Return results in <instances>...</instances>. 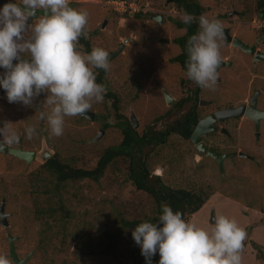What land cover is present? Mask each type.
<instances>
[{"label":"rangeland","instance_id":"obj_1","mask_svg":"<svg viewBox=\"0 0 264 264\" xmlns=\"http://www.w3.org/2000/svg\"><path fill=\"white\" fill-rule=\"evenodd\" d=\"M137 1L154 3L156 0ZM194 1L207 9L203 15L210 19L237 10L236 7L238 10L249 7L247 5L251 3V0ZM92 9H87L89 16L93 15L99 21L97 9ZM110 18H113L111 24H107L105 30L94 38L96 46L93 48L103 46L107 51L113 50L121 38L129 37L132 42L123 49V54L112 57L104 76L111 96L104 97L102 103L92 104L88 111L95 117L92 120L66 117L63 135L51 136L46 121L40 115L41 111L48 112V108L36 110L35 106L10 104L5 90L0 87V127L4 121L12 122L13 130L20 137L18 143L7 148L36 153L43 144L64 164L91 170L105 149L119 144L122 137L116 124L121 119L127 121L129 114L137 120V128L133 129L137 136L153 128L163 131V125L167 123L161 121L156 126V117L162 116L167 108L162 101H156H159L160 89L166 90L164 87H172L175 100L183 95L178 85L181 75L174 73L172 79L165 82L161 68L158 79L151 69L153 66L146 69L138 63L140 57L152 55L154 51L174 49L170 39L181 35L182 31L173 26L172 19L168 20V27H163L154 25L146 17L120 18L112 15ZM245 32V40L250 39L253 33ZM45 95L41 94L34 105L39 106ZM29 126H34L37 133L31 140L25 138V129ZM187 145L171 133L163 143L142 148L140 161L149 174L158 175L163 187L201 190L207 197L206 205L185 221L208 229L214 223V217L225 212L224 205H237L240 209L235 211L238 213L230 207V213L225 216L235 219L247 232L248 213L254 216L250 223L258 215H264V150L263 153H252L254 161L236 159L235 166L227 164L226 167L231 168L220 176L205 161L194 162L193 151ZM41 166L42 163L35 160L25 163L7 153H0V202L3 200L7 215V226L0 227V256L9 259L8 234L13 238L17 258L27 257L25 264L139 263L141 249L133 240L131 231L122 223L151 219L157 217V212L153 199L136 190L129 181L127 158L112 160L97 182L85 179L56 185L54 177ZM241 255L242 264H264L263 226L256 227L252 233L247 232Z\"/></svg>","mask_w":264,"mask_h":264},{"label":"clouds","instance_id":"obj_2","mask_svg":"<svg viewBox=\"0 0 264 264\" xmlns=\"http://www.w3.org/2000/svg\"><path fill=\"white\" fill-rule=\"evenodd\" d=\"M88 16L87 10L70 7L69 0H17L0 8V68L5 70L0 87L10 104L48 108L40 115L51 136H62L65 118L84 115L93 103L103 102L107 91L105 85L96 83L94 70H109V53L100 47L90 54L77 51L79 38H89ZM180 18L186 26L199 24L186 44L185 76L202 89L215 90L224 38L222 22L186 11ZM41 94H46L45 99L34 105ZM13 125L4 121L0 127V149L19 142ZM25 134L31 140L37 134L35 127H27ZM161 207L157 223L141 222L131 230L145 264H152L157 253L158 264H242L247 232L235 219L217 214L205 229L185 221L170 206ZM0 264L10 261L0 256Z\"/></svg>","mask_w":264,"mask_h":264},{"label":"flooded vegetation","instance_id":"obj_3","mask_svg":"<svg viewBox=\"0 0 264 264\" xmlns=\"http://www.w3.org/2000/svg\"><path fill=\"white\" fill-rule=\"evenodd\" d=\"M108 1L69 0V6L74 9L87 10L94 7V9H97L96 12L99 13V21H96L97 17L93 15L88 16L86 31L89 33V38H79L77 51L91 53L93 47L96 46L94 38L99 32L105 30L107 24L113 19L110 18L112 15H118L120 18L124 16L129 18L146 17L154 25L163 27H168V20L172 19L173 26L178 31H182L181 35H176L170 39V44L173 45L174 49L154 51L152 55L140 57L138 63L146 69L153 66L151 69L157 74V78L158 70L161 68L160 73L166 79L165 82H169L174 73L181 75L178 85L182 91V97L180 96L179 99L175 100L172 97V87H164L166 90L160 89L159 101H156V103L162 101L167 108L162 116L156 117L157 123L155 124L159 126L161 121L167 123L162 128V133L168 130L164 140L171 133L177 135L188 144L187 148L193 151L192 160L194 162L205 161L220 176L225 174L224 170L231 168L226 167L227 164L235 166L237 160L251 162L254 161L253 152L254 154L263 153L264 118L258 116V113L264 112V0H251V3L247 5L249 7L240 10L236 7L237 10L225 12L219 17L211 18L220 20L224 31L220 48L221 64L217 69L219 76L215 90L202 89L185 76L187 71L186 60L188 58L186 44L188 39L197 33L199 24L198 21H195L186 26L182 23L180 17L182 12L185 11V5L196 6V8L191 7L189 11H186L196 17L207 11L205 7H201L194 0H156L154 3L119 0L123 4L120 12H117L115 8L108 5ZM1 2L5 4L9 2L16 3L17 0H0ZM2 7L0 4V8ZM185 28L187 30L183 31L182 29ZM245 30L253 33L248 40H245V35L247 36ZM182 40L184 41L183 49L180 44ZM157 41L162 42L160 38ZM130 42L132 40L129 37L121 38L115 49L107 51L103 46L102 48L109 53V60L112 62V57L123 54V49ZM87 49L89 52L86 51ZM180 56H182L181 60ZM132 58H134V55ZM162 58L165 61L162 62ZM4 71L3 68H0V75ZM238 109L240 111H237L239 114L236 116L231 112L226 113V111ZM246 110L248 111L247 116H245ZM130 115L133 116V122H137L134 115L129 114L128 124L132 129H136L137 125L133 128L130 124ZM189 126L190 133L187 138H183L179 132L184 133L185 127ZM196 128H198V134L193 140H196V144L200 145L199 151L191 141ZM153 131H159V129L153 128ZM243 141L249 144H244ZM208 151L212 152L216 158L208 154ZM187 152H189L188 149ZM53 155L54 153L49 158ZM262 188L264 189L263 186ZM208 198H211V196ZM19 260H22V258Z\"/></svg>","mask_w":264,"mask_h":264},{"label":"trees","instance_id":"obj_4","mask_svg":"<svg viewBox=\"0 0 264 264\" xmlns=\"http://www.w3.org/2000/svg\"><path fill=\"white\" fill-rule=\"evenodd\" d=\"M191 7L196 8L194 5H185L184 9L185 11H189ZM183 43L184 41L182 40L180 42L182 49L184 47ZM86 51L89 52L88 49ZM181 59L182 56H180V60ZM95 72L98 73L96 83L105 85L104 76L106 72L102 69H95ZM110 96V93L106 91L104 97ZM118 117L119 116L115 115V118ZM119 118L121 119V117ZM116 127L119 129L122 137L119 144L105 149L96 161L93 169L85 170L72 168L71 166L61 162L55 154L49 158L41 166V168L54 177L56 185L68 181H81L85 179L97 182L101 177L105 167L112 160H115V158L119 157H125L128 160L127 177L129 181L136 190L146 193L153 199L156 207L157 217L151 219L140 218L139 220L126 221L122 223L124 228H127L131 231L141 222L157 223L159 216L162 215L161 205L164 204L170 206L174 212H181L183 214L182 218L184 220H186L189 216L194 215L202 207L205 200L207 199L201 190L165 188L160 184L158 175L156 173L153 175L149 174L145 164L140 161L139 153H141L142 148L154 145L156 146L160 143H163L164 136L168 134V130L163 133L160 131L149 130L150 132L141 133V136H137L136 132L130 127L125 119H121V122L116 124ZM179 133L183 138H187L190 133V126L185 127L184 133L181 131ZM259 226H264V218L262 217L256 218L253 222L251 221L247 228V232L252 233V231ZM159 259L160 256L157 253L152 258V264H158ZM137 264H145V258L141 256V259Z\"/></svg>","mask_w":264,"mask_h":264},{"label":"water","instance_id":"obj_5","mask_svg":"<svg viewBox=\"0 0 264 264\" xmlns=\"http://www.w3.org/2000/svg\"><path fill=\"white\" fill-rule=\"evenodd\" d=\"M2 6L5 5V3L1 2L0 3ZM237 111H240V109L238 110H229V111H226L227 112H231L233 113L234 116H236L237 114ZM248 115V111L246 110L245 111V116ZM258 116H260L261 118H264V112H259L258 113ZM79 117H83L87 120H92L93 119V114L92 113H88L86 112L84 115H81ZM130 124L132 125V127H136L137 123L133 122V116L130 115ZM99 134H101V132H99ZM198 134V128H196V130L194 131V134L192 135L191 137V141L192 143L195 144V148L199 151L200 150V145L196 144V140H193V138L195 139L196 136ZM0 153H4V154H9L19 160H22L24 161L25 163H29L31 161H38L40 163H43L45 162L50 156H51V153L45 149L44 145L42 144L41 147H40V150L38 152H28V151H22L20 148H17V149H8L7 147H4L3 149H0ZM208 154H211L214 158H216L215 155L212 154V152L208 151ZM6 214H4L3 212V200L0 202V227L1 228H5L7 226V223H6ZM6 239H7V254H8V257L11 261L12 264H25L26 263V260H27V257L23 258L22 260H19L14 252V247H13V238L10 237L8 234H6Z\"/></svg>","mask_w":264,"mask_h":264},{"label":"crops","instance_id":"obj_6","mask_svg":"<svg viewBox=\"0 0 264 264\" xmlns=\"http://www.w3.org/2000/svg\"><path fill=\"white\" fill-rule=\"evenodd\" d=\"M225 201H227V202H230V200H227V199H224ZM206 204L204 203L203 205H202V207L196 212V213H198L204 206H205ZM218 205V204H217ZM241 206V205H240ZM224 207H225V212L224 213H220V208H218L217 209V212H219L220 214H222V215H226V214H228V213H230L229 212V208L231 207V208H233V210H234V213H238V210H236L235 211V209H240L237 205H231L230 207L229 206H225L224 205ZM242 207V206H241ZM216 208V207H215ZM242 208H244V209H246L245 207H242ZM243 210V209H242ZM234 213H232V215L234 214ZM262 216H264V215H262ZM262 216H259L258 215V217H262ZM239 217H241L240 215H239ZM257 217V218H258ZM247 218H249L248 219V224H247V226H249V223H250V218H254V216L252 215V214H250V213H248V215H247ZM263 218V217H262ZM243 221V220H242ZM213 222H214V220H213ZM242 224V223H241ZM246 226V227H247ZM264 227V226H263ZM259 241V240H258Z\"/></svg>","mask_w":264,"mask_h":264},{"label":"built area","instance_id":"obj_7","mask_svg":"<svg viewBox=\"0 0 264 264\" xmlns=\"http://www.w3.org/2000/svg\"><path fill=\"white\" fill-rule=\"evenodd\" d=\"M122 4H123V2H121V1H119V0H112V1H109L108 2V5L110 6V7H113V8H115V11H117V12H120V10H121V8H122ZM263 27H264V25H263Z\"/></svg>","mask_w":264,"mask_h":264}]
</instances>
